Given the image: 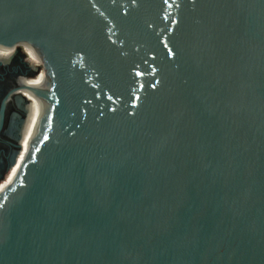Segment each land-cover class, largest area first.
Instances as JSON below:
<instances>
[{
  "label": "water",
  "instance_id": "obj_1",
  "mask_svg": "<svg viewBox=\"0 0 264 264\" xmlns=\"http://www.w3.org/2000/svg\"><path fill=\"white\" fill-rule=\"evenodd\" d=\"M23 44L44 110L0 264H264V0H0Z\"/></svg>",
  "mask_w": 264,
  "mask_h": 264
},
{
  "label": "flooded vegetation",
  "instance_id": "obj_2",
  "mask_svg": "<svg viewBox=\"0 0 264 264\" xmlns=\"http://www.w3.org/2000/svg\"><path fill=\"white\" fill-rule=\"evenodd\" d=\"M29 59L22 45L0 54V193L29 149L40 117V106L26 92L32 94L28 86L35 85L44 70Z\"/></svg>",
  "mask_w": 264,
  "mask_h": 264
},
{
  "label": "bare ground",
  "instance_id": "obj_3",
  "mask_svg": "<svg viewBox=\"0 0 264 264\" xmlns=\"http://www.w3.org/2000/svg\"><path fill=\"white\" fill-rule=\"evenodd\" d=\"M22 46H23V51L28 55V57L30 58L29 60L33 64H42L41 58L38 56V54L36 53V51L32 47H30L27 44H23ZM5 49H15V48H6V47L0 46V54L5 52ZM45 83H46V75H45V72L43 71V75L39 79L36 80V82L34 83L35 85H33V86H42ZM26 94L36 105L40 106V109H41L40 117H39V120H40V118H41V116L43 114V110H44L43 101L38 99L33 93L32 94L34 96L30 92H26ZM39 120H38V122H39ZM37 126H38V123H37ZM37 126H36V129H37ZM28 150L29 149H27V151ZM27 151L25 152L24 157L22 158L21 162L8 174V177L6 179V182L4 184V187H3L2 191L5 190L12 183V181L14 180L17 172L20 169V166H21L22 162L24 161V159L26 157ZM2 191H1V193H2Z\"/></svg>",
  "mask_w": 264,
  "mask_h": 264
},
{
  "label": "snow or ice",
  "instance_id": "obj_4",
  "mask_svg": "<svg viewBox=\"0 0 264 264\" xmlns=\"http://www.w3.org/2000/svg\"><path fill=\"white\" fill-rule=\"evenodd\" d=\"M165 2H167V0H165Z\"/></svg>",
  "mask_w": 264,
  "mask_h": 264
}]
</instances>
